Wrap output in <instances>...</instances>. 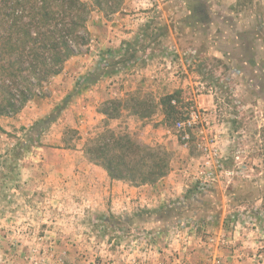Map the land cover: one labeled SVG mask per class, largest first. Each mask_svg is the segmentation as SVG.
<instances>
[{
  "label": "rangeland",
  "instance_id": "rangeland-1",
  "mask_svg": "<svg viewBox=\"0 0 264 264\" xmlns=\"http://www.w3.org/2000/svg\"><path fill=\"white\" fill-rule=\"evenodd\" d=\"M119 2L113 14L92 9L88 43L31 100L40 115L28 116L26 126L18 114L0 118V154L26 143L35 124H46L12 180L3 183L0 168V264H264V80L225 77V60L206 53L203 29L213 21L209 33L217 31L218 19L230 13L264 20V0ZM113 32L116 51L107 37ZM258 38L264 43V33ZM93 66L114 84L111 97L101 89L81 114L73 96L57 111L74 88L65 89ZM125 80L133 90H123ZM170 94L181 122L198 114L193 129L164 125L159 100ZM203 95L209 106L197 103ZM112 98L120 107L108 121L101 112ZM133 100L154 106L150 117L139 118L144 112L132 108ZM69 118L74 124L64 125ZM106 127L166 149L168 175L180 174L175 184L166 175L148 199L132 198L125 209L98 193L80 198L61 175L73 159H85V142Z\"/></svg>",
  "mask_w": 264,
  "mask_h": 264
},
{
  "label": "trees",
  "instance_id": "trees-1",
  "mask_svg": "<svg viewBox=\"0 0 264 264\" xmlns=\"http://www.w3.org/2000/svg\"><path fill=\"white\" fill-rule=\"evenodd\" d=\"M120 4L119 0H0V118L20 113L29 101L40 96L42 84L59 75L64 63L80 53L79 49L88 43L86 23L92 9L113 14ZM133 58L134 54L128 57ZM100 73L96 70L79 80L57 111H62L81 89L102 78ZM174 99L175 94H170L159 100L166 127L180 122V112L172 104ZM132 102L133 109L144 112L139 118L150 117L148 113L154 106ZM106 103L110 107L102 115L108 121L116 119L118 100ZM31 128L38 131L28 136L26 143L0 154V168L6 170L1 172L3 183L12 180L10 176L29 145L39 146L38 139L46 124L43 121ZM3 133L0 127V134ZM83 154L88 163L101 168L111 181L131 187L153 186L170 171V154L166 149L145 145L108 127L85 142Z\"/></svg>",
  "mask_w": 264,
  "mask_h": 264
},
{
  "label": "crops",
  "instance_id": "crops-1",
  "mask_svg": "<svg viewBox=\"0 0 264 264\" xmlns=\"http://www.w3.org/2000/svg\"><path fill=\"white\" fill-rule=\"evenodd\" d=\"M195 4L196 3H194V5ZM218 21V30L211 33H209V31L212 27H214L212 23L213 21H208V23L206 21L203 24V29L207 33V35L206 33L205 35L209 41L206 45L207 55L215 57L218 56L220 59L225 60V77H228L229 79L264 80V43L258 38L259 33L261 35L264 33V20L255 15H250L248 18H237L230 13L223 16V18H219ZM97 35L99 37H103L100 34ZM107 37L113 41L110 43L109 47H112L110 50L116 51V46H113L115 43L114 32L112 35L107 34ZM98 46L101 47L100 50L104 47L100 43ZM70 60H73V58ZM70 60L67 61L68 64ZM88 67L89 64L84 68ZM95 67L93 66L89 69L88 73L94 72ZM103 78V76L102 78L100 76V79H98L95 83L81 89L74 96V98L76 97L77 99L75 104L77 107L74 108L75 110L77 109L78 111H82L81 114L88 111L90 106L92 107V105L95 104L96 99L102 93L101 89H105V91H103L104 94H106V96L109 94L111 97L112 94L110 92H112L114 84L109 86L110 84H106V81L111 80H104ZM245 82L246 81H244V83ZM104 85L107 86L104 87ZM121 85L123 90L126 92L133 90V87L135 86L131 80H125L124 82H121ZM138 85H142V83L138 82ZM73 88L74 87L70 85V87L66 88L64 92L67 93ZM52 92L55 93L53 90ZM114 95L116 96V94ZM51 98L52 96L47 101L51 102ZM196 101L199 105H201L200 102H204L206 106L210 105L209 95L199 96ZM39 107L40 106L37 107L35 101H29L20 113H18L20 123L26 126L28 123L25 120L28 116H32L34 114L40 115L42 112H39ZM93 115L95 114H92V116ZM63 122L65 123L64 125L74 124L71 118L65 119ZM54 124L55 122L52 123L51 126H54ZM59 138L60 136H56V139ZM74 160L75 159H73L72 163L68 164L67 173L62 174L61 176L67 185L69 183H73L75 185L74 189L80 198H85L87 194H89L91 198L98 193L100 196H106L108 199L111 198L117 206L120 205V209H125L130 204L132 198H147V196H145L146 192H149L152 188V186L131 187L122 182L111 181L101 168L88 163L83 157L78 158L76 162ZM77 163L78 165H76ZM179 177L180 174L176 175V173H170L167 180H169L172 184H175V181L178 180ZM159 196V199H161V196L164 195L160 194ZM167 196H169V194H167Z\"/></svg>",
  "mask_w": 264,
  "mask_h": 264
},
{
  "label": "built area",
  "instance_id": "built-area-1",
  "mask_svg": "<svg viewBox=\"0 0 264 264\" xmlns=\"http://www.w3.org/2000/svg\"><path fill=\"white\" fill-rule=\"evenodd\" d=\"M198 119V114L196 112H192L189 114L188 118L183 122H177L174 126L178 131L186 132V130L193 129L196 120ZM187 138L186 134L184 135V139Z\"/></svg>",
  "mask_w": 264,
  "mask_h": 264
}]
</instances>
